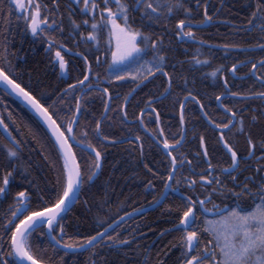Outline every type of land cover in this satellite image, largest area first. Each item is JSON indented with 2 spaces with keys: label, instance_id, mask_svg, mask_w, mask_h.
Returning a JSON list of instances; mask_svg holds the SVG:
<instances>
[{
  "label": "snow or ice",
  "instance_id": "1",
  "mask_svg": "<svg viewBox=\"0 0 264 264\" xmlns=\"http://www.w3.org/2000/svg\"><path fill=\"white\" fill-rule=\"evenodd\" d=\"M218 3L219 7L209 14V0H64L63 10L61 0L50 3L47 0H0V86L3 87L0 105L7 110L3 97L14 96L33 114V124L24 125L35 145L32 150L38 151L55 173V180L42 187L33 175L30 158L23 155L24 145L29 141L14 135L0 112V129L4 133L0 135L3 152L0 156V198L6 203L17 182L28 185L15 192L9 210L0 217V264H57L53 257L58 258V264H65L70 254L72 264H76L75 257L84 253L88 254L89 264H98V259L100 264H107L102 254L105 248L123 251L127 256L124 249L133 244L140 255L136 235L139 225L135 228L129 225L128 236H124L125 229L120 226L124 216L114 223L98 218L97 223L103 230L83 239L70 236L64 221L71 211L70 205L80 202L85 185H92L102 174L107 149L126 141L132 146L130 151L138 152L143 159L145 139L168 158L163 173H157L146 162L143 164L150 174L145 191L153 195L152 206L163 205L181 184L192 193L182 196L177 209L180 212L178 223L167 230L178 233L177 243L172 245L180 249L178 264H264V0H248L244 7L249 15L243 24H235L232 29L248 39H255V44L247 48L235 43L218 45L226 50L225 55L228 49L249 56H254L257 50L261 53L258 60L251 63L243 60L228 69L235 76L239 69L249 68L246 76L251 87L247 93L233 91L228 78L220 76L224 91L215 96V102L222 110V120L211 118V105L206 108L203 97L193 91L187 76H175L177 65L170 64L168 55L169 50L174 51L171 36L165 42V36L172 33L183 44L204 45L205 41L198 39L194 28L206 31V26L216 23L214 16L226 7L225 0H218ZM201 9L202 18L198 19ZM65 12L69 22L67 30ZM180 15L183 18L177 20ZM77 16L81 18L79 22ZM194 20L197 23L193 24ZM173 22L174 32L168 27ZM156 27L162 31L157 33ZM16 29H20L21 43L23 37L30 34L33 42L46 45L45 51L54 53V64L62 77L70 75L69 61L63 53L72 52V48L61 41L71 39L77 49L83 43L89 51L94 46L96 52L91 57L87 53L73 52L82 60L76 81L68 82L63 90L52 92L37 81L41 88L37 93L30 86L31 79L23 83V69L13 63L14 58L24 60L23 55L17 54L19 49L13 50ZM202 55L197 48L191 62L193 68L199 70L209 65V60L200 58ZM222 67L207 75L216 79ZM28 75L31 77L32 73ZM161 77L166 86L159 95L144 101L142 107L137 101V112L129 120L131 101L136 99L134 94L152 83L153 78ZM181 79L182 84L175 83ZM128 82L132 86L127 94L117 92L114 95L110 91L112 86L119 89ZM177 87L179 94H176ZM93 94L103 101V112L98 119L87 118L91 106L87 102ZM254 100L259 101V108L237 110L235 107ZM117 101L122 102L113 108L112 104ZM168 101L178 106L180 126L179 133L171 139L165 133L161 112L156 107ZM189 105L196 106L193 114L198 110L200 116L197 118H202L215 130L218 155L221 161L228 158L226 166L213 163L204 135L197 137L195 127L186 128ZM109 113L114 115H107ZM7 119L13 125L17 123L12 112H8ZM117 119L122 133L119 139L105 131V126L112 129ZM153 124L155 130H150ZM125 127L127 134H124ZM168 127L171 131L170 122ZM141 129L146 137L141 135ZM15 130L20 132L21 128L17 126ZM189 131L193 139H198L195 166L193 159L183 152ZM240 137L246 141L243 154L233 143V139L238 141ZM197 167L202 171L198 173ZM156 179L163 182L158 198ZM217 198L220 203L216 202ZM107 204L106 192L101 207ZM136 212L143 213L144 209H136ZM127 215L131 218L133 213ZM160 236L164 237L165 232ZM39 240L46 241V245ZM48 252L53 256L43 255ZM167 255L165 249H160L153 258L150 250L145 249L142 264H166Z\"/></svg>",
  "mask_w": 264,
  "mask_h": 264
},
{
  "label": "trees",
  "instance_id": "2",
  "mask_svg": "<svg viewBox=\"0 0 264 264\" xmlns=\"http://www.w3.org/2000/svg\"><path fill=\"white\" fill-rule=\"evenodd\" d=\"M231 12L232 15H238L241 13V10L237 7L232 9ZM16 49L17 46L14 43L13 50ZM17 54L19 55V52ZM39 61L41 60L39 59ZM13 63L18 64L19 67H21L19 60H16L15 58L13 59ZM25 72L27 75L29 72L32 73L30 86L37 93L41 90L37 85V81H39V84L43 85L46 90L52 89L54 79L45 77L44 66L42 64L39 65L38 59L32 58L29 60ZM24 83H29V80H24ZM3 99L7 104V110L3 109L0 110V112L3 113L6 123L10 125V130L18 138L27 139L29 141L28 144L24 145L23 155L26 159L30 158L33 175L37 177L42 187L45 186V184H50L55 180V173L39 156V152L32 150L35 145L31 141L30 133H28L27 129L24 127L25 124H33L35 118L11 97H3ZM87 103L91 105L87 118L98 119L103 112V101L99 96L92 95ZM8 112L13 113V119L17 122L15 125L12 124L11 120L7 119ZM132 113L133 112L129 108V118L131 119H133L131 116ZM108 115H114V113H109ZM17 126L21 128L20 132H16L15 129ZM105 131L113 133L117 139L120 138L122 133L119 120L117 119L112 129L105 126ZM127 133L128 128L125 127L124 134ZM165 133L170 139L173 135H176L172 128L171 131H169V127L168 130L165 129ZM0 135H3L1 129ZM131 148L132 146L126 143L118 144L107 149L102 174L92 185H85L80 196V202L76 203L66 215L64 222L66 224V230L70 236L83 239L89 235H94L97 230H103L100 224L97 223L98 218H103L108 222L114 223L118 218L125 214L152 205L153 195L150 191H145V186L150 178V174L147 173L143 164L146 162L157 173H163L167 169L168 158L162 150L144 145L145 155L143 159H141L138 152L130 151ZM2 155L3 152L0 150V156ZM155 186L156 196L158 198L160 192L163 191V182L160 179H156ZM27 187V184L21 185L17 182L13 185V193L7 198L6 203L3 201V198H0V217L9 210L15 192ZM106 192L108 196V204L105 208H102L101 204L103 203V198ZM181 198L182 197L171 193L168 200L163 205L141 214L121 225V227L125 229L123 233L124 236H128L129 225L132 228L139 225L140 231H138L136 235L138 237L137 242L140 245V255H137L135 244L125 247L124 251L128 252L127 256L124 255L123 251L105 248L102 254L106 257L107 264H142L145 249L150 250L153 258L156 257V253L160 249H165L168 253L166 264H178L180 249L179 247H172L173 244L177 243L176 237L178 236V233L174 231L168 232L167 230L172 229L174 225L178 223L180 212L177 209ZM84 201H87V204H85ZM33 206H36L35 203ZM169 208L172 209L171 212L168 211ZM106 226L107 225H105V227ZM161 232H165L164 237L160 236ZM39 243L46 245L47 242L39 240ZM129 248L131 250H129ZM43 255L46 257L53 256V253L48 252ZM53 258L54 260H57L58 264V258ZM161 258L164 257L161 256ZM72 260L73 257L70 254L66 258L65 264H72ZM75 260L76 264H89L87 253L76 256ZM98 264H100L99 259Z\"/></svg>",
  "mask_w": 264,
  "mask_h": 264
},
{
  "label": "flooded vegetation",
  "instance_id": "3",
  "mask_svg": "<svg viewBox=\"0 0 264 264\" xmlns=\"http://www.w3.org/2000/svg\"><path fill=\"white\" fill-rule=\"evenodd\" d=\"M47 2L50 3L51 0H47ZM247 2L248 0H225L226 7L214 16V19L216 21L214 25L206 26L207 28L206 31H198L194 28V31H197L198 39H202L205 41L204 45L195 44V45L189 46L188 44H183L182 42L177 41L175 37L172 36V33H168L165 36L166 43L168 41L169 36H171V48L174 49V51L169 50L168 55H169L170 64L177 65L175 76L177 77L187 76L188 77V80L191 84L193 91L199 92L200 95L203 97L202 102L205 104L206 108L209 105H211L209 112L213 120L223 119V115L221 114L222 110L219 109V105H217L215 102V96L221 94L224 91L222 87L223 80L220 79V76H226L228 78L229 86L232 88L233 91H242V92L247 93V89L251 87V81L246 76V73L249 71V68L239 69L235 76H233L232 73L228 69H230L233 63L239 64L240 61H243V60H248L249 63H251L254 60H258L261 58V53L258 50L256 51V54L254 56H249L243 52L237 51L236 49H228L227 50L228 54L225 55L226 50L221 47H218V45H221L224 43H235L239 45L240 47L247 48L250 45H253L256 43L255 39H248L247 36H244L241 33L234 32L232 30L235 24H243L245 22V18L249 15L247 8L244 7V5L247 4ZM63 5H64V0H61L62 10H63ZM218 7H219L218 0H209V14H213V9L218 8ZM237 7H239V9L241 10V13L238 15H232L231 10ZM200 11H201V16L198 17V19L202 18L203 10L201 9ZM75 18L77 19L78 22L81 19L79 16ZM180 18H183V16L182 15L177 16L176 19L178 20ZM226 20L230 21L231 23H225L224 21ZM195 23H197V21L194 20L193 24ZM64 24L67 30L69 26V22L67 20L66 12H65ZM13 25H15V21H13ZM137 25L140 26L139 20H137ZM168 27L172 29V31L174 32L175 22L170 23ZM155 30L157 31V33L162 31V29H160L159 27H156ZM19 31L20 29H16L17 35H16V40L14 43L16 44L17 49H19V55L24 56V60H19L21 64L20 68L23 69L22 81L24 83V80L31 79V77H29L25 72L27 69V62L31 60L32 58H36L38 59L39 65L42 64L44 66L45 77L49 79L50 78L54 79V85L52 86V89L47 90L49 92H52L53 90H63V88L67 87L68 82L74 83L76 79L80 76L82 60L79 56L73 55V52L79 51L81 53H87L90 57L92 56L94 52H96V48L94 46H92L91 51H89V48L85 47L83 43L77 49L75 48V44L73 40L65 39L61 41L69 48H72V52L63 53L65 55V59L69 61L70 75L62 77L59 74L58 66L54 64V53L52 54L47 53L45 51L46 45L33 42L30 34L27 36H24L23 43H21V37L19 35ZM91 43L92 42H89V45H91ZM103 47H104V43L102 42L101 49H103ZM197 48H199L201 52L203 53V55L200 56V58L207 59L210 62L209 65H205L202 68H199V66H197L199 70H197L196 68H193L192 63H191L193 56L196 54ZM185 49H187V51H185ZM99 54L101 56V60H103L104 56L102 54V51ZM39 59L41 61H39ZM181 61L184 62L182 65L180 64ZM221 66L223 67L221 68V72L218 73V76L216 79H213L210 75H207V73H210L211 71H214ZM99 71L101 72L103 76L104 69L101 68L99 69ZM240 77H244V79L241 80L239 79ZM192 81H194V83H192ZM175 83L182 84L183 80L182 79L176 80ZM131 86H132L131 82H128L127 84H122V86L119 89H117L115 86H112L110 88V91L114 95L117 92H119L120 94H127ZM163 86H166L164 84L163 77L159 79L153 78L152 83H147L146 86L142 87L141 89H138L137 93L134 94L136 96V99L131 101L130 110L133 113L137 112V106H136L137 101L140 102L141 107H142L143 102L146 101L150 96L154 97L155 95H159L160 92L163 90ZM40 91L41 90H39V92ZM2 92L3 90L0 89V95H2ZM176 94H179L178 87L176 88ZM121 102L122 101H117L113 103L112 107L113 108L119 107ZM156 107L161 112L162 126L164 127V129L168 130V125L170 122L171 125L173 126L172 130L175 131L176 134L179 133L180 126L177 125L178 124V106L174 107L173 103L171 101H168L166 102V104H157ZM195 107L196 106L194 105H189V111L187 113V119H186V125H185L186 128L191 130L193 127H195L197 130V137L199 135H204L207 139V143H208V147L210 150V155L213 160V163L219 164L220 166H226L228 158L225 157L224 160L221 161L218 155L220 149L219 147L215 145V141L217 138L215 134V130H213L209 125H207V122L204 121L202 118H197L200 116V113L198 112V110L195 112V114H193L192 109H194ZM235 107L237 110H239L240 108H259V101L254 100L248 103L236 104ZM3 109H4V106L0 105V110H3ZM132 114L131 116L133 117ZM248 115H251V113L249 112ZM129 120H132V119L129 118ZM150 130H155L154 124L151 125ZM132 131L133 132L136 131L135 125L132 126ZM253 131L255 132L256 130H253ZM140 132H141V135L145 137L147 136V134L144 133L142 129L140 130ZM143 142H144V145H146L147 147L151 146V144L148 142L147 139H145ZM126 143L127 142L125 141L123 144H126ZM233 143L236 144L239 153L241 154L245 153L246 141L243 137H240L238 141L233 139ZM198 148H199L198 139H193L191 132L189 131L188 139L185 142V147L183 149V152L187 154L189 159H193L194 166L196 164V160L194 157H195V153L197 152ZM186 171H187V167L185 168V172ZM196 171L199 173L202 171V168L197 167ZM229 187H231L230 182H229ZM197 191L199 192L200 189L198 188ZM172 194H176L179 197H182L184 195H189V196L192 195V193L188 191L187 187L184 184H181L179 186V190ZM216 202L220 203L221 201L219 198H217ZM226 203H232V201H226ZM151 206L152 205H149L146 208H149ZM244 206L247 207V202H245ZM130 213H133V212H130Z\"/></svg>",
  "mask_w": 264,
  "mask_h": 264
},
{
  "label": "water",
  "instance_id": "4",
  "mask_svg": "<svg viewBox=\"0 0 264 264\" xmlns=\"http://www.w3.org/2000/svg\"><path fill=\"white\" fill-rule=\"evenodd\" d=\"M0 89H2L3 90V87L2 86H0ZM12 98H14L17 102H19L20 103V101L19 100H17L14 96L12 97ZM21 104V103H20ZM22 105V104H21ZM23 106V105H22ZM24 107V106H23ZM26 108V107H25ZM27 109V108H26ZM28 110V109H27ZM29 111V110H28ZM30 112V111H29ZM31 113V112H30ZM32 114V113H31ZM33 115V114H32ZM3 132V131H2ZM3 135H4V133H3ZM74 205H70V209L73 207ZM156 207H158V206H156ZM156 207H153V206H151V207H149V208H145L144 209V212L143 213H146V212H148V211H150V210H152V209H154V208H156ZM143 213H137V212H133V216L131 217V218H133V217H135V216H138V215H140V214H143ZM125 217V219L123 220V221H121V224L123 223V222H126V221H128V220H130L131 218H129L128 217V215H125L124 216ZM120 220V219H119Z\"/></svg>",
  "mask_w": 264,
  "mask_h": 264
}]
</instances>
